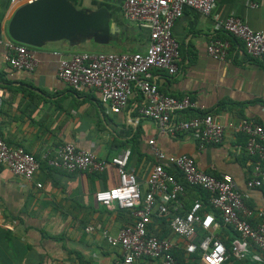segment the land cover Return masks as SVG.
<instances>
[{
  "label": "crops",
  "instance_id": "1",
  "mask_svg": "<svg viewBox=\"0 0 264 264\" xmlns=\"http://www.w3.org/2000/svg\"><path fill=\"white\" fill-rule=\"evenodd\" d=\"M70 2L76 9L106 10L120 29L117 40L108 44L89 40L77 46L55 41L37 49L17 43L9 38V19L18 7L28 3L13 6L8 0H0L3 141L11 147H22L37 158L46 152L54 153L64 144H73L107 161L129 149L127 169L136 175L142 191H146V179L156 163L148 142L154 140L155 147L166 156L187 154L207 174L230 175L246 195L245 203L251 209L264 210V192L245 186L254 159L244 151L247 141L244 135L227 130L222 144L199 149L189 132L162 134L154 122L140 116L138 109L143 97L138 90H133L126 108L119 114H111L97 92H75L57 78L59 60L80 53H96L89 50L91 44L111 46L115 50L106 53L115 54L143 52L148 45V27L123 17L124 0ZM229 16L262 31L264 0H216L208 16L185 9L172 29L179 45L178 72L168 75L155 70L152 81L163 94L189 96L200 112L211 114L222 123L246 119L264 127V57H249L241 42L218 29L216 20ZM214 39L229 43L224 61L212 59L206 51ZM6 42L23 45L33 53L36 61L32 72L10 67L5 61ZM36 184H41V188ZM117 184L113 167L92 175L50 169L45 164L30 183L1 168L0 264H123L120 250L105 242L101 230L115 236L133 218L129 211L116 206L106 209L94 201L96 191ZM188 200L190 197L186 195L185 207ZM162 221L163 225H155V231L162 235L166 227L167 237L182 245V241L171 236L166 220ZM89 227L93 231L87 232ZM216 234L222 241L232 237L224 228ZM133 264L155 262L142 259ZM224 264L256 263L228 260Z\"/></svg>",
  "mask_w": 264,
  "mask_h": 264
},
{
  "label": "built area",
  "instance_id": "2",
  "mask_svg": "<svg viewBox=\"0 0 264 264\" xmlns=\"http://www.w3.org/2000/svg\"><path fill=\"white\" fill-rule=\"evenodd\" d=\"M13 6L33 0H8ZM216 0H124L123 17L149 30L147 48L143 52L80 53L59 60L57 78L75 92L95 91L111 114H119L136 89L143 97L140 116L154 122L162 134L175 136L189 132L197 147L222 144L227 130L247 138L244 151L254 162L245 186L248 190L264 192V127L246 119L222 123L211 114H203L189 96L174 97L161 93L153 83L152 72L164 71L168 75L178 72L179 45L172 29L185 9L208 16ZM255 7V4H250ZM219 30L242 43L245 53L253 59L264 57V30L256 31L239 18L229 16L216 20ZM5 61L12 69L32 72L35 57L27 47L11 42L4 43ZM229 43L214 39L206 47L208 55L219 61L227 58ZM3 91L0 90V106ZM187 112H196L190 118H180ZM156 163L146 179L147 190L142 191L137 177L127 169L131 152L122 150L110 160L64 144L54 153L46 152L35 157L22 147L8 146L0 136V169L13 176L32 182L41 164L69 173L99 174L113 167L118 184L98 190L94 201L106 209L114 206L129 211L133 222L123 226L113 236L101 230L105 242L119 249L123 264L148 259L155 264H224L228 260L264 262V210H254L245 204L246 195L228 174L212 176L196 166L193 157L183 154L166 156L149 140ZM178 172L183 182L172 171ZM185 185L202 190L205 201L196 198L185 207ZM41 188V184H36ZM166 220L174 239L160 238L153 225ZM228 229L232 237L227 245L217 236V230ZM93 231L92 227L86 228ZM182 251V260L175 256ZM50 264H62L51 262Z\"/></svg>",
  "mask_w": 264,
  "mask_h": 264
},
{
  "label": "water",
  "instance_id": "3",
  "mask_svg": "<svg viewBox=\"0 0 264 264\" xmlns=\"http://www.w3.org/2000/svg\"><path fill=\"white\" fill-rule=\"evenodd\" d=\"M7 31L11 40L37 49L55 41L108 44L117 40L120 29L104 9H76L70 0H35L13 12Z\"/></svg>",
  "mask_w": 264,
  "mask_h": 264
},
{
  "label": "trees",
  "instance_id": "4",
  "mask_svg": "<svg viewBox=\"0 0 264 264\" xmlns=\"http://www.w3.org/2000/svg\"><path fill=\"white\" fill-rule=\"evenodd\" d=\"M204 114V113H203ZM194 115H196V112H187L184 116H185V118H190V117H193ZM42 165H45V163H42ZM41 165V166H42ZM50 169H53V168H50ZM55 170H57V169H55ZM176 172V171H175ZM93 174H95V173H93ZM92 174V175H93ZM95 175H97V174H95ZM173 175L175 176V178L177 179V180H179V181H181V182H183V180H182V177H181V175L178 173V172H176V173H174L173 172ZM185 189H186V195H187V197H190V200H188V205L186 206V207H189L190 206V204L192 203V201L194 200V199H196V198H201L203 201H205V199H206V197H207V195L202 191V190H198V189H196V188H192V187H189V186H187V185H185ZM263 192V191H262ZM188 199V198H187ZM246 204V203H245ZM249 208H251L248 204H246ZM125 211V210H124ZM163 220V219H162ZM157 221L154 225H153V227H152V230H154L155 231V225L157 224H160V225H163L164 223H163V221ZM164 230H163V233H162V235L160 234L159 235V233H158V231H155V233L160 237V238H164V237H167L168 236V230L166 229V227H164L163 228ZM230 240V239H229ZM229 240H225V241H223L226 245H227V247H228V245H229ZM182 251H176L175 252V256H177L178 258H179V260H182Z\"/></svg>",
  "mask_w": 264,
  "mask_h": 264
},
{
  "label": "rangeland",
  "instance_id": "5",
  "mask_svg": "<svg viewBox=\"0 0 264 264\" xmlns=\"http://www.w3.org/2000/svg\"><path fill=\"white\" fill-rule=\"evenodd\" d=\"M91 51H95L96 53H106V52H113L115 48L111 46H98L91 44V48H89Z\"/></svg>",
  "mask_w": 264,
  "mask_h": 264
}]
</instances>
